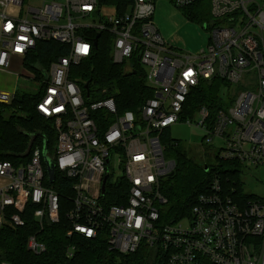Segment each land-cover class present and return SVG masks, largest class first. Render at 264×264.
<instances>
[{
    "label": "built area",
    "instance_id": "2783aa9c",
    "mask_svg": "<svg viewBox=\"0 0 264 264\" xmlns=\"http://www.w3.org/2000/svg\"><path fill=\"white\" fill-rule=\"evenodd\" d=\"M169 1L180 10H208L202 48L183 51L164 38L153 19L155 0H42L39 6L0 0V69L13 58L23 62L39 41L68 46L36 80L42 89L35 108L53 121V146L45 155L43 143L34 146L22 164L0 160V226H24L28 204L41 227L58 224L62 205L54 185L66 180L69 234L105 233L109 248L122 254L148 245L160 251L163 264H264V197L234 199L217 173L197 196L188 225L160 222L167 202L162 181L175 167L161 140L171 125L202 128L206 144L219 138L217 155L238 161L242 172L264 165V0ZM102 31L113 35L114 63L131 69L137 62L145 73L152 96L137 112H119L114 98L91 90L90 82L87 97L88 81L72 76ZM214 78L224 85L213 117L206 104L185 115L192 90ZM14 96L0 90L1 103ZM45 157L54 168L52 182ZM105 197L121 203H104ZM27 248L40 254L45 244L30 235Z\"/></svg>",
    "mask_w": 264,
    "mask_h": 264
},
{
    "label": "trees",
    "instance_id": "16d2710c",
    "mask_svg": "<svg viewBox=\"0 0 264 264\" xmlns=\"http://www.w3.org/2000/svg\"><path fill=\"white\" fill-rule=\"evenodd\" d=\"M183 10L189 11L187 16L191 19L209 17L207 9L189 7ZM94 36L95 32H92L89 39ZM112 38L110 32L102 31L92 55L71 69L72 76L81 81H89L91 90L105 89L103 93L105 95L100 93V96H112L119 112L126 110L137 112L144 101L152 96V90L145 82V73L139 63L135 62L131 69H126L124 63L116 64L112 61ZM67 47L55 41H39L23 59V65L35 73L32 79H38L41 77V69L48 67L58 55L65 54ZM132 71L134 73H130ZM222 85L224 82L219 78L201 80L188 96L184 114L193 116L197 107L206 104L213 117ZM41 89L40 85L33 94L19 95L15 92L9 104L0 102V160H7L13 164L27 162L30 155H22L27 150L33 135L36 137L31 148L41 145L44 139L47 141V148L53 146L56 139L53 121L41 116L35 108ZM167 132L168 130L161 138L165 146L164 154L165 157L174 160L175 167L173 174L168 176L166 181H162L161 191L167 202L161 209L160 222L169 223L186 218L197 196L206 190L215 173L234 199L248 200L255 197L242 191L239 175L243 170L238 161L226 160L215 155L214 164L208 162L200 164L178 141L168 139ZM67 184V181L63 180L54 185L62 203L58 224L45 223L41 227L31 213L32 205L28 204L23 215L26 220L24 226L15 228L8 225L0 226V264L4 261L11 264L164 263L160 251L148 245H141L136 252L122 254L109 248L105 233H100L96 238H86L75 232L69 234L64 214V206H69V203H66L69 193ZM121 186L125 187L126 183L120 182L118 187ZM105 198L107 199L103 200L104 203H121L116 202L112 197ZM30 235H35L38 240L44 242L43 253L34 254L27 248V239ZM71 246H73L72 256H68L67 252Z\"/></svg>",
    "mask_w": 264,
    "mask_h": 264
},
{
    "label": "rangeland",
    "instance_id": "374dc122",
    "mask_svg": "<svg viewBox=\"0 0 264 264\" xmlns=\"http://www.w3.org/2000/svg\"><path fill=\"white\" fill-rule=\"evenodd\" d=\"M42 0H24L25 6H39ZM157 8L154 22L161 34L177 48L185 51H197L202 48L207 40L208 30L205 29L204 19H191L187 16L188 10H180L172 5L169 0H155ZM172 8L173 10L169 9ZM193 10V9H191ZM203 10V9H202ZM197 11V10H196ZM200 12V11H198ZM161 28V29H160ZM165 29V30H164ZM35 73L23 65L22 59L13 58L6 69H0V89L9 92L15 91L19 95L33 94L39 88ZM233 99L232 90L226 93L224 107L230 106ZM167 138L176 140L200 164L215 163V155L221 145L219 138H213L211 145L204 142L205 131L196 125L178 123L171 125ZM166 145H168L166 143ZM169 158V157H166ZM167 177L163 178V182ZM242 191L255 197H264V165L250 170H244L239 175ZM180 223L189 224L186 218Z\"/></svg>",
    "mask_w": 264,
    "mask_h": 264
},
{
    "label": "water",
    "instance_id": "95a60500",
    "mask_svg": "<svg viewBox=\"0 0 264 264\" xmlns=\"http://www.w3.org/2000/svg\"><path fill=\"white\" fill-rule=\"evenodd\" d=\"M97 37H98V34H97L96 38L93 41L94 45H96ZM130 73H134V72L132 71ZM88 84H89V81L87 83H85V85H84V87L86 89V96L87 97L89 95ZM35 137H36L35 135L31 136V139H30V142L28 144L27 150L25 151V153L22 156H27L30 153L32 142L35 139ZM42 151H43V154L45 155L46 151H47V141H46V139L43 140V149H42ZM45 162H46V171L49 174L50 181L52 182L53 179H54V168H53V165H52L51 161L47 157H45ZM172 174H173V172H171L169 175H172ZM103 188H104V186H103Z\"/></svg>",
    "mask_w": 264,
    "mask_h": 264
},
{
    "label": "crops",
    "instance_id": "0c3cea01",
    "mask_svg": "<svg viewBox=\"0 0 264 264\" xmlns=\"http://www.w3.org/2000/svg\"><path fill=\"white\" fill-rule=\"evenodd\" d=\"M170 10H173L172 8L169 7ZM156 12H157V8L155 7V12H154V16H153V19L154 17L156 16ZM155 20V19H154ZM161 29V28H160ZM165 30V29H164ZM163 31V29L161 30V32ZM163 33V32H162ZM164 34V33H163ZM172 44V42H170ZM0 90H4V89H0ZM4 91H7V90H4Z\"/></svg>",
    "mask_w": 264,
    "mask_h": 264
},
{
    "label": "bare ground",
    "instance_id": "6f19581e",
    "mask_svg": "<svg viewBox=\"0 0 264 264\" xmlns=\"http://www.w3.org/2000/svg\"><path fill=\"white\" fill-rule=\"evenodd\" d=\"M55 134V133H54ZM19 161V160H18ZM170 179V178H169ZM117 202V201H116ZM62 204V203H61Z\"/></svg>",
    "mask_w": 264,
    "mask_h": 264
},
{
    "label": "snow or ice",
    "instance_id": "6c2138e0",
    "mask_svg": "<svg viewBox=\"0 0 264 264\" xmlns=\"http://www.w3.org/2000/svg\"><path fill=\"white\" fill-rule=\"evenodd\" d=\"M9 27H10V25H9Z\"/></svg>",
    "mask_w": 264,
    "mask_h": 264
}]
</instances>
